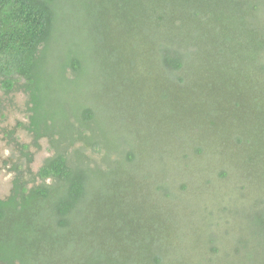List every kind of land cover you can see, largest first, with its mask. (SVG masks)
<instances>
[{"label": "trees", "instance_id": "1", "mask_svg": "<svg viewBox=\"0 0 264 264\" xmlns=\"http://www.w3.org/2000/svg\"><path fill=\"white\" fill-rule=\"evenodd\" d=\"M79 2L0 0V86L27 94L25 128L49 142L35 171L26 152L11 167L0 264H264V0ZM161 102L232 127L207 114L194 138L147 143Z\"/></svg>", "mask_w": 264, "mask_h": 264}, {"label": "rangeland", "instance_id": "2", "mask_svg": "<svg viewBox=\"0 0 264 264\" xmlns=\"http://www.w3.org/2000/svg\"><path fill=\"white\" fill-rule=\"evenodd\" d=\"M79 4V0H76ZM83 2L88 1L91 3L92 0H80ZM264 9V4L262 6ZM95 10L98 11V8ZM235 11V6L232 7V12ZM51 49H48V56L59 55L62 51H65L67 47L65 44L69 38V31L65 34L56 32L53 37H51ZM90 56L95 57V61L88 63L87 71L91 74L97 73V66L99 62L96 60L98 58L97 53L99 52H89ZM117 65L114 63V66ZM60 64L51 63L48 66L47 70L50 73H54L58 69ZM54 78V77H53ZM150 79L155 83V74L152 73ZM53 90H58V99L64 105L66 102H71L74 98V89L73 86H62L58 77L55 76L54 80L50 82ZM58 86V88H56ZM96 91H91L90 85L88 84V94L93 93L95 96ZM27 94L22 91H13L8 94H5L2 91L0 86V197H5L10 188V182L13 177V171L10 169L12 164L22 161L23 157H20L19 151L22 146H27L26 151L31 156L30 168L35 171L41 164L42 160L49 155V142L46 138L38 143V146L35 143H30L31 134L25 129V126L28 124V113H27ZM154 101L149 100V103L152 104ZM167 103L161 102L158 109L153 110V108H146L145 116L143 117L150 123L149 128H144V133L147 134L146 139L147 143H180L182 141V135L184 134V129L187 128L186 135L194 138L195 135L192 134V131L188 129L190 123L195 124L197 120L202 122L206 116H210L218 126H222L223 135L230 131L231 121L226 114L214 113V112H203L199 115L195 114L192 108H176L174 115H170L166 112L165 107ZM187 106H193L190 103L186 104ZM194 107V106H193ZM196 108V105L194 107ZM198 110V109H197ZM208 114V115H207ZM141 123V115L139 116ZM108 124L114 126L112 122L107 121ZM24 125V126H23ZM143 126V125H142ZM179 126V127H178ZM183 129V130H182ZM115 131V127H114ZM119 133V132H118ZM9 134L14 139V142H11L9 139ZM112 134H115L113 132ZM206 136L210 138L212 132L208 129H203L196 134V138H201ZM211 139V143H226V140H223L219 137L214 136ZM192 140V139H191ZM194 141V140H192ZM16 142V143H15ZM32 144L35 145L32 147ZM23 148V147H22ZM222 159H227V153L224 154Z\"/></svg>", "mask_w": 264, "mask_h": 264}, {"label": "flooded vegetation", "instance_id": "3", "mask_svg": "<svg viewBox=\"0 0 264 264\" xmlns=\"http://www.w3.org/2000/svg\"><path fill=\"white\" fill-rule=\"evenodd\" d=\"M29 123V122H28ZM26 129V128H25ZM27 130V129H26ZM28 131V130H27ZM29 132V131H28ZM29 134H31L30 132H29ZM31 141H30V143H36V145L38 146V143H40L42 140H43V138H39V139H37V140H35L34 139V136H33V134H31ZM9 139L11 140V142H14V139L11 137V135L9 134ZM16 143V142H15ZM35 145H33L32 144V147H34ZM23 147V148H22ZM21 147V149H20V151H19V155H20V157H23V155H22V153L23 152H26V153H28L27 151H26V149H27V146L25 145V146H22ZM36 147V146H35ZM15 164H18V163H14V164H12V166L13 165H15ZM11 166V167H12ZM11 169V168H10ZM11 185V184H10ZM8 193H9V191H8ZM7 193V194H8Z\"/></svg>", "mask_w": 264, "mask_h": 264}]
</instances>
